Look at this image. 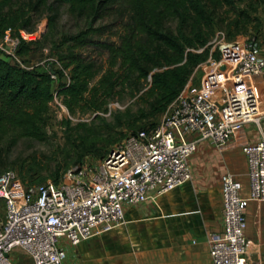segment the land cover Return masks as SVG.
I'll use <instances>...</instances> for the list:
<instances>
[{"label":"built area","instance_id":"built-area-1","mask_svg":"<svg viewBox=\"0 0 264 264\" xmlns=\"http://www.w3.org/2000/svg\"><path fill=\"white\" fill-rule=\"evenodd\" d=\"M31 37L6 31L1 54L16 57L21 39ZM208 46L211 67L198 87L188 90L191 76L156 127L113 147L96 175L86 179L79 171L57 184L29 185L13 170L0 171V264H13V252L30 264H65L68 246L122 225L125 206L154 201L190 182L189 159L198 143L207 142L221 153L237 130L253 126L258 140L240 147L247 193L242 195L234 173L224 171L222 230L206 234L211 264H249L245 211L251 201L264 203V47L255 38L228 42L219 34ZM215 50L217 59L211 56Z\"/></svg>","mask_w":264,"mask_h":264},{"label":"trees","instance_id":"trees-1","mask_svg":"<svg viewBox=\"0 0 264 264\" xmlns=\"http://www.w3.org/2000/svg\"><path fill=\"white\" fill-rule=\"evenodd\" d=\"M246 1L0 0V38L6 31L20 37L19 32L30 29L33 16L42 10L50 14L48 26L51 27L64 5L70 15L87 23L84 30L61 39V45L66 47L65 53L58 56L61 69L54 71L56 79H52L49 71L27 69L0 55V137L12 132L15 138L42 140L49 104L55 97L70 114H76L107 112L110 101L116 95L124 94L135 98L138 107L132 114L115 115L116 127L134 130L138 125V131L155 128L195 69L210 56L208 43L214 34L217 11L222 7L234 8ZM250 1L252 4L264 2ZM244 15L241 11V21H234L236 32L241 28L245 31L251 24L249 16ZM106 18H113L120 25L119 32L114 34L116 41L93 38L104 34L105 29L93 25ZM231 29L228 31L230 36ZM31 44L32 41L21 39L17 56L28 55ZM89 47L107 55L106 69L93 84L99 67L85 54L84 49ZM199 49L202 51L198 52ZM211 56L218 58L216 52ZM138 131L128 134L124 140ZM108 135L111 144L118 139ZM99 141L95 138L94 145L102 142ZM87 143L82 140L85 148L79 155L80 163L86 156L100 157L102 161L111 151L108 152L104 143L99 149L94 145L87 147ZM46 181L24 182L38 185ZM52 181L59 182L56 178Z\"/></svg>","mask_w":264,"mask_h":264},{"label":"rangeland","instance_id":"rangeland-1","mask_svg":"<svg viewBox=\"0 0 264 264\" xmlns=\"http://www.w3.org/2000/svg\"><path fill=\"white\" fill-rule=\"evenodd\" d=\"M252 2H255V0H252ZM241 11H244V16H249L251 24L245 31L241 28L239 32H236L234 21H241ZM49 15L47 11L42 10L39 14L33 16L30 29L19 32L21 35H31L32 37L27 39V41H32V44L28 55L24 57L16 55V57L8 58L11 63L19 64L27 69L35 68L43 72H54L61 69L58 56L65 53L66 47L61 45V39L64 36L74 35L84 30L87 23L84 19H78L70 15L66 5L60 8L59 16L51 27L48 26ZM100 26L105 28L104 34L93 36L95 40H117L114 34L119 32L120 25L113 18L97 21L93 25V27ZM229 28H232L231 36L228 32ZM216 34H219L220 37H223L228 42L255 38L260 46L264 47V2L252 4L250 0H247L234 8H220L216 13L213 37ZM84 52L88 57L94 59L99 67V74L92 81L93 84L106 69L105 61L107 55L93 47L84 49ZM213 52H216V50ZM210 62L207 59L193 72L191 75L192 80L188 87L189 91L192 92L198 87L202 75L211 67ZM55 98L49 104L48 122L42 140L15 138V134L12 132L0 137V171L13 170L27 183H35L38 179L52 181L55 178L61 182L67 180L68 177L74 176L79 171H82L84 178L87 179L96 175L102 158L86 156L82 158L81 163L78 162L79 155L85 148L82 146L83 139L87 140V147H92L91 145H94L93 140L97 138L100 140L99 142L102 141L101 143L108 147L109 152L113 147L120 145L128 134L139 130L138 125L134 130H128L126 126L116 127L115 120V115L122 117L126 112L132 114L137 110L138 104L135 98H129L124 94L116 95L111 100V108L108 106L110 112L76 114H70L60 102V99ZM66 120L69 121L68 125L65 124ZM124 121L125 118H123L122 122ZM253 131H255L253 126L247 129L249 135ZM108 133L115 135V139L118 138L116 142L110 143L112 139ZM101 143L94 145L95 148L99 149ZM109 233H103L98 236ZM122 238L128 245L130 244L132 251L136 252L139 261L149 260L146 241L142 242V239L140 241L138 236L137 239H133L132 232L129 235L124 233ZM115 240V237L110 236L103 238L106 254L110 257L115 256V254H125L127 251L124 245L116 247L113 244ZM10 257L13 264H30L18 252L11 253Z\"/></svg>","mask_w":264,"mask_h":264},{"label":"crops","instance_id":"crops-1","mask_svg":"<svg viewBox=\"0 0 264 264\" xmlns=\"http://www.w3.org/2000/svg\"><path fill=\"white\" fill-rule=\"evenodd\" d=\"M258 138L255 131L249 135L246 128L239 129L221 153L207 142L198 143L189 159L190 182L154 201L125 206L122 225L109 234L68 246L65 264H211L206 234L222 230L220 176L226 170L234 173L243 185L242 195H246L247 166L240 147ZM245 216L249 264H264V203L251 201ZM130 232L133 239L138 236L147 242L149 260L139 261L123 240L124 233ZM109 236L116 238V247L127 248L125 254H106L103 238Z\"/></svg>","mask_w":264,"mask_h":264},{"label":"water","instance_id":"water-1","mask_svg":"<svg viewBox=\"0 0 264 264\" xmlns=\"http://www.w3.org/2000/svg\"><path fill=\"white\" fill-rule=\"evenodd\" d=\"M224 69H225L224 65L220 66V70H224Z\"/></svg>","mask_w":264,"mask_h":264}]
</instances>
